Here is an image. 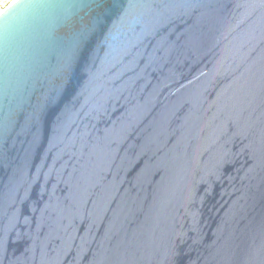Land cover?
I'll return each mask as SVG.
<instances>
[{
  "label": "water",
  "instance_id": "obj_1",
  "mask_svg": "<svg viewBox=\"0 0 264 264\" xmlns=\"http://www.w3.org/2000/svg\"><path fill=\"white\" fill-rule=\"evenodd\" d=\"M11 5L0 264H264V0Z\"/></svg>",
  "mask_w": 264,
  "mask_h": 264
},
{
  "label": "built area",
  "instance_id": "obj_2",
  "mask_svg": "<svg viewBox=\"0 0 264 264\" xmlns=\"http://www.w3.org/2000/svg\"><path fill=\"white\" fill-rule=\"evenodd\" d=\"M11 4H13V0H0V14L4 11L6 6Z\"/></svg>",
  "mask_w": 264,
  "mask_h": 264
},
{
  "label": "snow or ice",
  "instance_id": "obj_3",
  "mask_svg": "<svg viewBox=\"0 0 264 264\" xmlns=\"http://www.w3.org/2000/svg\"><path fill=\"white\" fill-rule=\"evenodd\" d=\"M13 3H15V0H13ZM12 5H8L4 8V12H8L11 10Z\"/></svg>",
  "mask_w": 264,
  "mask_h": 264
}]
</instances>
